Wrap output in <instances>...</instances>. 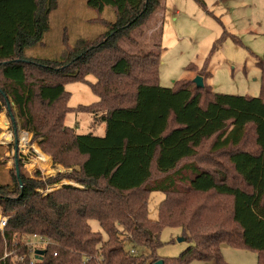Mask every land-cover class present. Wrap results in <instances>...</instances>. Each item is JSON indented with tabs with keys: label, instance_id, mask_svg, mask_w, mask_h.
I'll use <instances>...</instances> for the list:
<instances>
[{
	"label": "trees",
	"instance_id": "16d2710c",
	"mask_svg": "<svg viewBox=\"0 0 264 264\" xmlns=\"http://www.w3.org/2000/svg\"><path fill=\"white\" fill-rule=\"evenodd\" d=\"M196 1L206 7L203 0ZM87 5L100 13L112 6L117 18L102 40L74 48V56L63 63L26 56L27 48L39 43L49 28L58 0H0V97H10L25 128L45 137L42 145L54 160L64 161V155L72 153L79 161L67 163V168L80 167L69 174L45 178L36 172L31 177L16 160L10 182L0 183V209L9 216L0 233V264H31L25 239L34 233L54 242L33 264H153L159 259L189 264L193 257L228 264L224 244L258 251L259 264H264V54L258 60L261 97L219 93L207 84L198 88L193 79L163 87L161 48L157 54L137 57L119 53V42L145 24L163 6L162 0H87ZM91 75L95 82H89ZM111 76L131 79L130 91L119 95L120 84ZM69 82H89L98 100L70 108L65 88ZM37 98L49 114L39 120L32 113ZM111 99L121 101L109 106ZM60 103L63 108L54 110ZM69 110L90 113L97 124L104 122L105 135L78 134L65 125ZM11 119L15 125L13 115ZM249 124L254 126L256 152L238 148ZM213 137V150L235 148L229 160L245 187L229 183L226 174L216 170L182 163ZM154 170L163 176L153 179ZM64 178L79 184L41 191ZM155 191L165 198L159 218L152 220L148 199ZM211 193L231 198L230 227L218 215L221 208L191 200L194 194ZM92 220L103 232L92 229ZM165 226L181 227L194 245L178 257H161L157 250ZM127 238L134 248L150 252L128 251ZM5 249L26 255V261L3 258Z\"/></svg>",
	"mask_w": 264,
	"mask_h": 264
},
{
	"label": "rangeland",
	"instance_id": "374dc122",
	"mask_svg": "<svg viewBox=\"0 0 264 264\" xmlns=\"http://www.w3.org/2000/svg\"><path fill=\"white\" fill-rule=\"evenodd\" d=\"M203 1L206 7L196 0H162L163 6L145 24L133 29L128 38H123L119 42L122 49L119 53L137 57L147 53L157 54L161 48L159 84L163 87H175L176 82L194 79L202 72L207 86L216 92L261 97L262 72L258 60L264 54V0ZM116 18L117 12L112 6L105 7L100 13L89 7L87 0H58V6L49 16V28L39 43L27 48L26 56L55 59L64 63L74 56H72L74 48H83L86 44L90 46L102 40L110 29V23ZM190 65L197 67V70H190ZM28 76L29 80H32L29 73ZM109 79L120 84L119 95L121 91H130L131 79L128 77L111 76ZM88 80L95 82L96 79L91 75ZM3 82L4 78L0 74V83ZM89 82H69L65 85L69 94L67 105L70 108L91 105L98 100ZM206 99L208 100L207 97ZM118 100L121 101V99H111L109 106L117 105ZM63 106L64 104L60 103L54 110H61ZM47 109L38 98L32 105V113L37 120L49 115L45 114ZM0 115L5 117V121L0 120L1 184L10 182L17 159L20 161L21 171L31 177L36 172H41V175L47 178L58 174H69L73 169L80 168L75 166L76 164L72 165V168H67V163L79 161V158L72 153L64 155L66 161L54 160L51 152L45 150L42 145L45 137L37 136L35 130L25 128L10 97L6 100L0 97ZM11 115L15 118L16 127ZM65 125L73 128L78 134L105 135V125L95 123L90 113L69 110L65 116ZM16 129L17 134H15ZM7 134L10 135V140H4ZM214 139L215 137L205 140L198 154L185 159L182 163L193 162L201 168L216 170L219 175L226 174L229 183L245 187L229 160V155L235 148L215 151L211 148ZM35 147L46 154L50 162H35L38 157ZM238 148L250 152L258 150L252 124L247 126L246 134ZM57 163H63L65 167ZM56 166L63 167V170L55 172ZM153 173V179L163 176L156 170ZM65 183L76 186L79 184L73 179L64 178L61 182L48 185L41 191L47 194L61 188ZM164 198L165 193L160 191L149 195L148 213L152 220L159 218V207ZM191 200L195 203L204 202L217 209L221 208L223 211L218 214L220 218L225 220L229 227L232 224L231 198L214 196L211 193L194 194ZM2 215L4 214L0 209V216ZM90 223L94 231L103 232L97 220H92ZM0 233H2L1 229ZM181 237L186 238L181 227L165 226L160 233L162 244L157 250L158 254L161 257L175 258L194 245V241L189 239L179 241ZM124 246L128 251H133L132 253L150 252L146 247L134 248L128 238L125 239ZM6 251L9 250L5 249ZM222 255L228 264H259V252L244 246L233 247L224 244ZM189 264L217 263L214 260L201 261L193 257Z\"/></svg>",
	"mask_w": 264,
	"mask_h": 264
},
{
	"label": "built area",
	"instance_id": "2783aa9c",
	"mask_svg": "<svg viewBox=\"0 0 264 264\" xmlns=\"http://www.w3.org/2000/svg\"><path fill=\"white\" fill-rule=\"evenodd\" d=\"M8 219H9L8 215L4 214L0 216V229L2 230V233L4 231V228L7 224ZM53 242L54 241L52 239H49L42 235H38L35 233L29 235L25 239V243L29 247V252L32 254V259L30 260V263L33 264L34 262L40 260V258H38L35 253L37 249H45L48 245L53 244ZM10 256H14V259L19 260V261H26V258H27L26 255H16V254L13 255L12 251H6L4 253L3 258H7ZM89 260H91V258L88 257L87 261ZM96 264H100V263H96Z\"/></svg>",
	"mask_w": 264,
	"mask_h": 264
},
{
	"label": "water",
	"instance_id": "95a60500",
	"mask_svg": "<svg viewBox=\"0 0 264 264\" xmlns=\"http://www.w3.org/2000/svg\"><path fill=\"white\" fill-rule=\"evenodd\" d=\"M193 81L198 88H203L205 86L204 78L202 75H197L193 79ZM17 143H18V139H16V147H17ZM17 171H18V175H19V169ZM185 239H186L185 237H181V238H179V241H184ZM35 253H36V256L41 259L44 256V254L46 253V250L45 249H37L35 251ZM153 264H165V260L159 259L156 262H154Z\"/></svg>",
	"mask_w": 264,
	"mask_h": 264
},
{
	"label": "bare ground",
	"instance_id": "6f19581e",
	"mask_svg": "<svg viewBox=\"0 0 264 264\" xmlns=\"http://www.w3.org/2000/svg\"><path fill=\"white\" fill-rule=\"evenodd\" d=\"M0 120H1V121H5V117H4V115H0ZM9 138H10V135L7 134L6 137H4V140H10ZM24 139H25V138H24ZM35 149H36V151H37V153H38V157H37V159H36L35 162L40 161V162H42V163H47L48 160H47L46 156H45L43 153H41V151H40L37 147H35ZM37 164H38V163H37ZM62 170H63V167H61V166H56L54 171L56 172V171H62ZM54 171H53V172H54ZM51 172H52V171H51Z\"/></svg>",
	"mask_w": 264,
	"mask_h": 264
},
{
	"label": "crops",
	"instance_id": "0c3cea01",
	"mask_svg": "<svg viewBox=\"0 0 264 264\" xmlns=\"http://www.w3.org/2000/svg\"><path fill=\"white\" fill-rule=\"evenodd\" d=\"M177 12H178V11H177ZM203 78H204V82H205V77H204V75H203ZM205 84H206V83H205ZM100 124H104V125H105L104 122H100L99 125H100ZM105 127H106V125H105ZM82 187H83V186H82Z\"/></svg>",
	"mask_w": 264,
	"mask_h": 264
}]
</instances>
